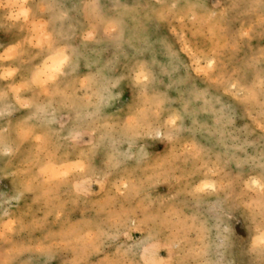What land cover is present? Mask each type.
<instances>
[{"label":"clouds","instance_id":"clouds-1","mask_svg":"<svg viewBox=\"0 0 264 264\" xmlns=\"http://www.w3.org/2000/svg\"><path fill=\"white\" fill-rule=\"evenodd\" d=\"M0 264H264V0H0Z\"/></svg>","mask_w":264,"mask_h":264}]
</instances>
